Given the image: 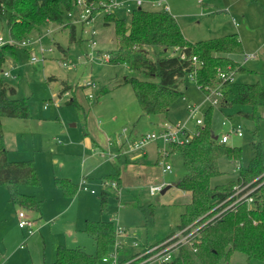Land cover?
<instances>
[{"label":"rangeland","instance_id":"obj_1","mask_svg":"<svg viewBox=\"0 0 264 264\" xmlns=\"http://www.w3.org/2000/svg\"><path fill=\"white\" fill-rule=\"evenodd\" d=\"M201 2L165 0L163 4L158 5L152 4L151 0H143L142 7L147 10H164L163 6L168 5L170 13L180 23L184 35L192 42L237 33L243 45V52L233 54L232 57L238 59L246 70L234 74L233 81L239 84L259 82L264 85V0ZM117 12L127 18L130 16L124 7L119 8ZM103 14L102 11L96 12L89 26L76 18L79 11L74 14L76 16H67L63 25L47 22L26 36L24 40L30 41L28 45H21L19 44L21 41L10 39L7 24L0 20V37L5 43L12 40L11 43L17 46L16 57H8L5 64L4 69L10 76H5L4 79L16 86L15 96L25 98L30 111L28 120L4 118L2 125L5 143L11 148L9 152L11 158L34 161L41 185L33 189L23 186L22 189L35 191L36 197L43 199V212L47 215L44 216L47 219L46 228L30 236L33 241L31 257L35 264H50L58 244L81 247L86 252L94 254L96 251L94 239L82 230L84 221L87 218H102L117 225L118 211L121 224L141 230L142 249L146 238L149 243H153L166 238L172 232H178L180 214L185 204L191 200L190 192L175 185L164 193L161 191L152 193L146 187L125 189L120 195L122 208L118 210V196L106 189L108 190L106 209L100 211L99 200L104 187L97 179L90 178L85 183L88 187L82 188V180L86 182V178L82 177V171L87 170L92 161L97 162L96 152L90 150L92 142L85 134L87 130L84 131L82 124V115L88 114L89 110L92 111L97 123L108 126L110 130H119V133L125 127L129 131L132 128L144 132L158 131L165 122L172 125L186 123V126L194 131L197 118L202 119L199 126L204 125L205 113L210 106L209 101L205 99V92L193 80L187 78L181 85L184 92L182 97L171 105L166 114L143 113L131 85L124 84L123 79L132 76L144 78V75L130 70L124 64H109L99 57L103 52H109L116 47L114 25L113 23L106 25ZM231 16L237 19L239 26L232 24ZM72 23H75L74 41L70 38ZM92 27L97 31L94 47L88 41L91 32L89 30ZM57 44L66 49V55ZM1 45L2 43L0 47ZM91 50H95L94 58L89 60L88 53ZM250 53L255 54V57L245 60L244 55ZM33 56L36 60H32ZM150 56L154 57L152 54ZM63 62L70 66H64ZM87 79H92L97 87L91 89L82 86ZM66 83L73 90L69 95L60 96V91ZM105 88L108 91L100 94V90ZM90 92L95 99L88 96ZM71 96L83 106V114L78 112L74 104L66 102ZM189 105L197 107L193 116L190 114ZM239 110L250 112L251 107L237 105L221 109L220 105H213L211 115L213 138L217 134L231 132L230 139L225 145L241 149L240 159L229 158L226 155L219 158L221 173L213 178V185L238 178L240 168L246 167L255 155L254 143L261 141L264 148V107L259 111L261 115L259 121L240 114ZM223 121H227V124H223ZM237 125L242 128L241 136L232 130V126ZM155 142L162 146L160 141ZM165 161L172 165V172L167 173L164 179L167 186L169 181L177 182L186 173V169L179 153L166 157ZM103 167L99 166L98 171ZM62 177H68L79 184V197L74 201L69 200L70 197L56 186L55 179ZM92 189L95 194H91ZM149 205H153L152 211L149 210ZM142 206H146L145 210ZM57 212L60 213L55 216ZM18 231L22 236L20 229ZM133 242L134 239L129 238L127 245H132ZM23 247L28 250L27 244ZM136 249L130 246L129 251ZM229 264L264 262L249 259L244 253L234 251L229 258Z\"/></svg>","mask_w":264,"mask_h":264},{"label":"trees","instance_id":"obj_2","mask_svg":"<svg viewBox=\"0 0 264 264\" xmlns=\"http://www.w3.org/2000/svg\"><path fill=\"white\" fill-rule=\"evenodd\" d=\"M87 1L95 5L109 2ZM102 8H93L92 15L102 11ZM77 12V0H0V20L7 24L10 39L14 41L24 40L47 22L63 25L69 13ZM103 21L106 25L113 23L116 40V47L108 52L110 58L107 63L124 64L144 75V78L132 76L123 79L124 84L131 85L143 113L166 114L171 105L182 97L184 92L181 85L193 73V81L204 92L222 84L221 109L248 105L250 112H238L255 121L261 119L259 111L264 107V85L259 82L239 84L221 77V73L236 74L246 70L232 57L243 52L238 34L192 42L186 38L179 22L169 11L147 10L142 5L133 8L128 18L117 10L104 12ZM70 30L71 41H74L75 23H72ZM11 42L0 47V185L7 186L12 203L40 212L43 200L20 191L22 185H41L34 161L10 160L4 142L3 118L30 117L27 100L16 97V86L4 79L8 57L17 55V46ZM69 90H73L72 87L64 84L60 96ZM107 91L103 89L99 93ZM66 102L74 104L78 112L84 113L75 98ZM212 110L213 105H210L205 113L204 125L196 126L197 134L190 141L168 145L170 153L181 154L186 169L175 184L191 193L190 202L185 204L180 214L178 230L188 226L196 229L202 225L211 215L208 212L217 202L227 198L235 185L257 179L252 183L255 185L264 180V148L259 141L254 143V157L246 167L240 168L236 180L213 185V178L221 173L219 158L226 155L240 159L241 149L219 143L213 138ZM108 177L119 181L114 174ZM55 184L66 196L71 197L78 190V184L67 178H56ZM253 195L255 199L251 205L243 203L236 210L226 212L222 218L199 227L192 244L179 247L170 261L160 264H229L234 251L264 262V182ZM107 196L105 192L101 193V211L106 209ZM142 207L145 210L146 206ZM152 208L153 205H149V210L152 211ZM84 231L94 239L95 253H88L81 247L59 245L51 264H106L103 257L113 250L117 240L115 223L111 220L87 219Z\"/></svg>","mask_w":264,"mask_h":264},{"label":"crops","instance_id":"obj_3","mask_svg":"<svg viewBox=\"0 0 264 264\" xmlns=\"http://www.w3.org/2000/svg\"><path fill=\"white\" fill-rule=\"evenodd\" d=\"M161 1L162 2L160 4H163L165 2V0H161ZM201 1H202L201 3H204L206 0H201ZM151 2L152 4H158V2L157 3L153 1ZM163 7H164V10H166V8L168 7L167 11L169 12L171 11L168 5H165ZM231 19H232V24L234 26H239V22L234 16H231ZM58 45H59L58 46L59 49L63 52L64 55H66L67 54L66 49H64L60 44ZM235 60L241 64V62L238 59H235ZM70 91L71 90L65 92L63 95H69ZM72 98H75V97L71 96L70 99ZM92 115H93L92 111L90 110L88 111V114L87 113H85V115L83 114L82 124L84 126V131L85 129L87 130L85 134L88 136V138H90L92 142V145H91L92 147L90 148V150H92V152H96L97 162L95 160L92 161L90 166L87 167V170L82 171L83 172L82 177L86 178V182H84L85 181L84 179L81 182V185L83 186L82 188L88 187L87 185H85V183H87L88 180H90V178H92L93 180L97 179L98 182L102 185V187H104L101 193L105 192L108 195V190H110L114 192L115 196L116 195L118 196V199H119L118 210H119L120 208H122V204L120 202V195L121 193H123L125 189H141V187H146L150 191L151 185L156 184V183L166 182L164 180L165 175L172 171L166 172V173L162 171V167L159 164L161 155L159 153L160 145L158 142H152L148 144L142 150H129L128 142L135 140L141 133H145L144 131H141V129L139 130L136 128L135 129L132 128L129 131L127 127H125L123 128L122 132L119 133V130L118 131H115L113 129L110 130V128H108V126L106 125L101 126L99 123L95 121ZM5 118H8V117H5ZM12 119H16V118H12ZM3 120L4 118L2 119V123H3ZM23 120H28V118L23 119ZM165 123H163V126ZM163 126H161L158 130H161ZM124 129L126 130L124 131ZM4 142H5V138H4ZM5 146L7 149L8 158L10 160L16 161L17 158H11L9 156V152L11 148H9V146H7L6 143H5ZM109 152L113 154L112 157H110L107 154ZM172 154L174 153H170L169 156H171ZM165 160L166 158H164V162L168 163ZM157 164H159L158 165L159 167H157ZM101 165L104 167L102 168V170L98 171V167ZM113 174L116 175L117 177L115 179H119V181L117 182L118 186L116 188L111 186L109 183L111 179L113 178H109L108 176L113 175ZM62 178H67L70 181H72V179L68 177H62ZM72 182L76 183L74 181ZM175 183H170L169 181L168 185L172 184L176 186ZM23 186H28V185L20 186L21 192L29 193V194L35 193V191H26L25 189L23 190L22 189ZM28 187H31L33 189V188H36L37 186H28ZM79 190L80 188L78 187L77 192L73 196L71 197L67 196V197H70L68 199L69 200L73 199L72 201L77 199L79 197ZM93 191H94L93 189L90 191L91 194L96 193L95 191L94 192ZM59 200H61V198ZM43 204H44V201H43ZM99 204H100V200H99ZM20 211H24L26 215L34 221L35 231L33 234H28L25 228L19 227L18 213ZM100 211H101V207H100ZM58 213L60 212H57L55 216L58 215ZM116 215H117V225H121L125 229L124 234H121V235L117 234V240L120 241L119 250H120L122 257L130 255L132 253L140 252L144 248L153 246L165 240L173 233H175V232H172V234H170L166 238H163L162 240H158L153 243H149L146 238L144 244H142V249H141V230L129 228L125 224L123 223L121 224L120 219H119V211H118V214ZM44 216L46 217L47 215H46V212H43V205H42L40 212L29 210L22 206L16 205L10 201L9 191H8L7 186L0 185V264H35L36 263L33 260V257H31V254H32L31 249H32L33 241L31 240L30 236H33L37 232H40L42 229L46 228L47 219L44 218ZM98 219H102V218H98ZM93 220H97V219H93ZM85 221H84V224H85ZM84 224L82 227L83 231H84ZM18 229H20L22 236L20 235ZM129 238H133L134 242H137L138 245L134 246V242H133L132 245L128 246L127 242ZM43 242H44V239H43ZM24 244L28 245V250H25V248L23 247ZM59 245H65V244H58L55 247V253ZM130 246L136 247L137 249L130 252L129 251ZM55 253H54V256L50 264L55 259Z\"/></svg>","mask_w":264,"mask_h":264},{"label":"built area","instance_id":"obj_4","mask_svg":"<svg viewBox=\"0 0 264 264\" xmlns=\"http://www.w3.org/2000/svg\"><path fill=\"white\" fill-rule=\"evenodd\" d=\"M134 1V4L131 5V2ZM201 1V0H199ZM143 0H109L108 3H97L96 5L94 3H89L87 0H77V6L79 15L76 16L72 13H69L68 16H76V18L80 19L81 22H86L89 26L92 19V9L95 7H103L102 12H108V11H116L119 8L124 7L125 10L128 13H131L132 9L141 6ZM153 2H158L160 4L161 0H153ZM168 10V7L166 8V11ZM92 25V24H91ZM91 31V32H89ZM89 31L90 35L88 38V41L92 47L96 44V40L94 37H96L97 31L92 27ZM12 40H10L11 42ZM8 42V41H7ZM0 43H5L4 39L0 37ZM19 44L21 45H28L30 44V41L28 40H22ZM94 51L91 50L88 53L89 60H92L94 58ZM101 60L108 61L110 58L109 53L103 52L101 55H99ZM255 57V54H245L244 58L245 60L249 58ZM194 60H196V57H193ZM32 60H36V57L33 56ZM64 66L69 67L70 65L67 62H63ZM3 74L5 76H10V73L8 71H4ZM221 77L224 80L234 78V73H221ZM190 80H194V74H189L188 77ZM82 86L88 87V88H96L97 84L92 79H87L82 83ZM208 92H205V99L209 101L210 105H219L221 98L223 97V87L222 84L217 85L214 88H209ZM68 94V93H66ZM90 98H93L94 95L92 92L89 94ZM189 111L190 114L193 116L196 111L197 107L193 105H189ZM202 123V119L197 118L196 119V125H200ZM223 124H227V121H223ZM241 126H232V130L234 133L241 136L242 130ZM126 129H124L125 131ZM197 134V130H190L186 123L183 124H177L172 125L165 123L163 128L158 131H151V132H145L141 133L135 140L128 142V149L129 150H142L144 149L148 144L160 141L162 143V146L159 147V153L161 155V159L159 160V164L162 167L163 172H170L172 170V166L169 163L164 162V158L169 156L170 151L168 148V145L170 143H185L190 141L195 135ZM231 136V132L228 133H222L221 135L217 134L215 139L222 144H225L229 141ZM110 157L113 156L111 152L107 153ZM264 175V173H263ZM257 179L246 183V184H237L234 186L233 192L225 199H222L221 201L217 202L213 208L208 212L211 213V215L204 221L202 225L203 226L206 223L214 222L217 219H220L223 217V215L231 210H236L239 205L243 203H247L251 205L254 202V195L253 192L264 182V180L258 184L252 185L254 181ZM111 186L117 187V181H110L109 182ZM166 182L162 183H156L150 186V191L152 193H155L157 191H162L164 187L166 186ZM94 192V191H93ZM19 221L18 225L21 228H25L28 232V234H33L34 229V221L29 218L24 211H20L18 213ZM188 227H185L183 229L178 230V232L173 233L165 240L150 246L146 247L140 252L132 253L130 255L121 256L120 253V241L116 240L113 250L105 257H103V261L106 264H150L153 262H167L170 261L174 255L177 254L179 247L187 244H192V240L194 237V233L196 232V229H190ZM116 231L118 235L124 234L125 229L121 225H116ZM138 243L134 242V246H137Z\"/></svg>","mask_w":264,"mask_h":264},{"label":"water","instance_id":"obj_5","mask_svg":"<svg viewBox=\"0 0 264 264\" xmlns=\"http://www.w3.org/2000/svg\"><path fill=\"white\" fill-rule=\"evenodd\" d=\"M172 186V184L167 185L166 187H164V189L161 191L162 193H164L168 188H170Z\"/></svg>","mask_w":264,"mask_h":264}]
</instances>
